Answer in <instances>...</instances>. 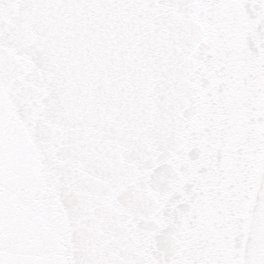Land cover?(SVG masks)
Returning <instances> with one entry per match:
<instances>
[{"label": "snow or ice", "instance_id": "snow-or-ice-1", "mask_svg": "<svg viewBox=\"0 0 264 264\" xmlns=\"http://www.w3.org/2000/svg\"><path fill=\"white\" fill-rule=\"evenodd\" d=\"M0 264H264V0H0Z\"/></svg>", "mask_w": 264, "mask_h": 264}]
</instances>
